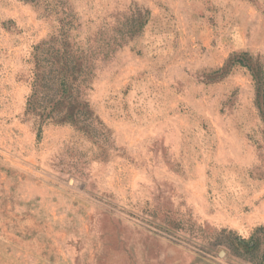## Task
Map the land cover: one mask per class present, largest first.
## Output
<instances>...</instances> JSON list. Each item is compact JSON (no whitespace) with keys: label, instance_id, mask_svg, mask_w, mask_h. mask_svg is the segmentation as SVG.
Returning <instances> with one entry per match:
<instances>
[{"label":"rangeland","instance_id":"rangeland-1","mask_svg":"<svg viewBox=\"0 0 264 264\" xmlns=\"http://www.w3.org/2000/svg\"><path fill=\"white\" fill-rule=\"evenodd\" d=\"M0 264H264V0H0Z\"/></svg>","mask_w":264,"mask_h":264}]
</instances>
